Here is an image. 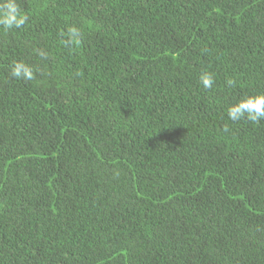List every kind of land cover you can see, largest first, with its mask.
<instances>
[{"label":"trees","instance_id":"1","mask_svg":"<svg viewBox=\"0 0 264 264\" xmlns=\"http://www.w3.org/2000/svg\"><path fill=\"white\" fill-rule=\"evenodd\" d=\"M17 2L26 25L0 28V264H264V120L227 116L264 92V0Z\"/></svg>","mask_w":264,"mask_h":264},{"label":"clouds","instance_id":"2","mask_svg":"<svg viewBox=\"0 0 264 264\" xmlns=\"http://www.w3.org/2000/svg\"><path fill=\"white\" fill-rule=\"evenodd\" d=\"M27 21L28 16L21 10L17 0H0V28L5 31L22 29ZM82 34L79 27L69 26L66 34L61 33L60 43L71 49L80 42ZM36 54L41 58L48 57V53L42 49H38ZM36 71L37 69L23 60H14L11 64L10 75L17 80L32 81ZM199 79L205 89H211L215 83L214 76L210 72H202ZM226 83L234 87L236 81L229 78ZM227 116L231 121L247 119L258 123L264 120V92L238 98L235 103L228 106Z\"/></svg>","mask_w":264,"mask_h":264}]
</instances>
